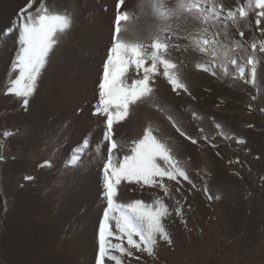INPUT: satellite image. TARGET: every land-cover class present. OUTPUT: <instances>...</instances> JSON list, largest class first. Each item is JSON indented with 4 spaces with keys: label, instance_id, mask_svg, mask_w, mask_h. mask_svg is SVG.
Instances as JSON below:
<instances>
[{
    "label": "rangeland",
    "instance_id": "374dc122",
    "mask_svg": "<svg viewBox=\"0 0 264 264\" xmlns=\"http://www.w3.org/2000/svg\"><path fill=\"white\" fill-rule=\"evenodd\" d=\"M6 1L1 4L0 13V139H3L0 156L4 157L0 160V264H95L98 227L106 206V201L101 197L103 160L96 158L95 143L102 137L105 118L94 116L92 112L98 103V82L102 77L106 53L100 56L95 74L97 78L87 89L89 97L81 102L83 105L65 112L51 96L58 88L63 90L68 87L67 82H63L67 61L58 55L60 52L57 49L60 50V47L57 43L58 47H54L49 56V59H54H50L51 63L46 64L48 68L45 66L42 71L43 75L38 81L40 84L25 110L17 98L5 95V91L17 46L15 34L8 35L7 29L17 23L26 0L10 16L7 9L9 1ZM41 2L51 12L68 15L71 25L76 26L81 25V19L88 14L86 10L89 9L90 0H35L29 11L34 12ZM232 2L220 1L225 8L244 7L247 10V0ZM211 3L220 5L216 0H209ZM103 9L107 10V5H103ZM148 11L137 14L145 19L142 20L144 23H149L148 29L151 26V31L143 28L142 32L136 33L143 37L146 45L151 43L148 32L152 33V29L156 31L157 24L162 22L158 15L150 13L151 9ZM150 15H155V18ZM146 19L152 21L147 22ZM247 22L251 23V27H244L245 39L241 41L244 48L229 50L226 56L221 53L220 60L226 64L227 74L219 66L217 76L198 70L195 66L193 71L189 68L176 70L190 93L180 90L177 95L163 77L161 68V74L155 77L152 84L153 104L131 106L130 115L115 125L114 138L127 145L142 138L144 130L151 127L153 134L173 149V155L195 184L192 187L186 181H181L180 185H176L174 181L165 180L171 195L175 197V200L164 198L173 212L166 221L172 244L158 240L154 256L133 250L134 256H124L123 264H264V54L258 51L264 42V34L255 29L254 13L250 12L247 21L240 23L244 25ZM169 23L172 31L164 32L161 38L166 39L170 47L180 48L186 41V29L175 17ZM199 26L200 41L216 38L217 27L211 25L210 21L199 22ZM229 30L235 40L240 39L234 28L230 27ZM136 39L133 33L129 40ZM234 43L229 42V49ZM252 43L257 44L258 71L254 83H245L228 61L237 59L245 67V79H250L249 66L245 61L251 54ZM243 49L247 51L245 56L241 55ZM148 51H151L150 47ZM55 55L58 56L57 61ZM181 58L186 60L183 53ZM208 58L211 60V57ZM58 60L62 63H58ZM11 75L14 78L16 74ZM129 77V82L131 78H139L134 69L129 70ZM197 104L202 108L201 124L198 122ZM168 116L198 142L192 144L180 136ZM6 132L10 135L5 136ZM205 136L208 140L203 139ZM84 139H89L91 147L85 150L78 166H71L69 160L72 151ZM237 140L245 143H237ZM89 159L91 163L87 164ZM12 161L19 162L21 166L16 182L12 187H6L2 170L5 163ZM25 176L33 179L25 180ZM176 187H180L181 191L176 192ZM163 195L159 189L129 184L126 188L121 186L118 201L127 203L141 199L152 203ZM27 196L26 205H23L22 201ZM176 200L180 201L179 205L175 204ZM177 206L181 209L180 216L175 215ZM18 210L22 211V219L14 217ZM136 256L140 259H135ZM106 264L114 262L106 261Z\"/></svg>",
    "mask_w": 264,
    "mask_h": 264
},
{
    "label": "snow or ice",
    "instance_id": "6c2138e0",
    "mask_svg": "<svg viewBox=\"0 0 264 264\" xmlns=\"http://www.w3.org/2000/svg\"><path fill=\"white\" fill-rule=\"evenodd\" d=\"M34 2L35 0H26L18 14L17 23L7 29L8 35L15 34L17 46L5 95L17 98L25 110L28 108L29 99L37 89L50 53L61 39V34H64L71 25L68 15L49 11L43 2L34 12L29 11L33 8ZM124 4L125 0H116L114 30L102 65V77L98 82V103L92 112L94 116L105 118L102 137L95 143L96 158L103 160L101 197L103 201H106L98 227V252L95 264H106V261L123 264L122 258L133 257V250L154 256L158 240L172 244L166 221L172 217L173 212L164 198L171 197L175 200V197L171 195L165 180L174 181L176 185L186 181L195 187L189 174L173 155V149L158 139L151 127L146 128L142 138L132 141L130 145L114 138L116 135L114 125L124 121L130 115L131 106L138 103L153 104L155 97L152 84L155 82V77L161 74V68L163 77L171 85L174 93L179 95L180 90L188 93V88L176 72L177 64L166 58L170 44L166 42V39L161 38V33L172 31L169 21L173 17L179 19L188 14L195 21L202 23L211 21L213 26L218 28L215 33L216 38L198 41L195 48L199 53L211 57V60L197 63L195 67L212 76H217L218 66L225 74L228 72L226 64L220 60L222 52L226 56L229 50L244 48V44L241 43L245 39L244 27H251V23L242 25L240 22L247 21L250 12L254 13L255 29L264 34V27H262L264 0H247V10L244 7L232 9L225 8L223 4L219 6L215 3L209 4V0H177L170 8L166 6L164 0H141L139 5L141 11L147 6L162 21L156 27V31L149 34L148 39L151 43L146 45L143 37L136 33H134L137 36L136 40L123 38L122 33L127 29L122 28V22H129L132 19L129 12L122 11ZM230 27L236 30L239 40H235L229 30ZM230 41H235L231 49H229ZM258 51L264 54V42L261 43ZM256 53L257 44L252 43L251 54L245 61L249 66L250 79H245V67L238 63L237 59L232 58L228 61L245 83L255 82L258 71ZM130 69H134L139 78H131L129 82ZM11 73L16 74L14 78ZM168 119L180 136L192 144L198 142L182 130L171 116H168ZM8 135L10 133L6 132L5 136ZM203 139L208 140V137L205 136ZM236 142L245 143L243 140ZM211 146L216 147L215 144ZM90 147L89 139L82 140L73 149L69 164L78 166L85 150ZM2 159L4 157L0 156V160ZM86 163L90 164L91 160L89 159ZM24 179L31 180L33 177L25 176ZM129 184L159 189L164 195L155 198L152 203H146L141 199L121 203L118 201L121 186L126 188ZM175 191L180 192V187H176ZM175 204L179 205L180 201L176 200ZM174 211L176 216L181 215L180 207H175ZM135 259L139 260L140 257L136 256Z\"/></svg>",
    "mask_w": 264,
    "mask_h": 264
},
{
    "label": "bare ground",
    "instance_id": "6f19581e",
    "mask_svg": "<svg viewBox=\"0 0 264 264\" xmlns=\"http://www.w3.org/2000/svg\"><path fill=\"white\" fill-rule=\"evenodd\" d=\"M4 0H0V13L2 12L1 10V4L3 3ZM9 1L8 4V16L14 14L13 12L15 11L16 8H19L23 5L25 0H7ZM6 1V2H7ZM60 1V0H59ZM88 1V0H86ZM169 1V2H168ZM221 1V0H220ZM220 1L216 0V3ZM228 2H232V0H226ZM236 1V0H235ZM177 0H164V3L166 4L167 7H173ZM88 4V2H85ZM141 3V0H125L124 7L122 10L127 11L130 13L132 16V19L129 22H125L122 24V28H126L127 31H124L122 33L123 38L125 39H131L133 33H138L140 32L143 28L146 29L149 25V23H144L145 20L144 18L142 19L140 15H137L139 11H141L139 5ZM218 3V4H219ZM233 3V2H232ZM25 4V3H24ZM84 4V3H83ZM81 4V5H83ZM115 4L116 0H90L89 2V9L86 10L88 14L81 19V25H74L72 24L70 28L64 33L61 34L62 40H59L58 46L60 47V50L57 53L58 55H61V57L67 61L65 66H66V73L63 79V82L68 85H66L67 89H59L60 91H55L54 93L51 94L52 98L54 101H56L59 105H62L60 108L62 110L66 111H72L76 109L79 105H81L82 101L87 98L88 92L87 89L91 87L93 84L94 80H96V75L98 72V64L100 61V56L105 55L106 53V45L107 43L110 42L111 36L114 30V24H113V17L115 16ZM221 4V3H220ZM80 5V3H79ZM103 5H107V10L103 9ZM59 6V5H58ZM87 7V5H85ZM219 6V5H218ZM56 7V6H55ZM58 8V7H57ZM82 8V7H81ZM56 9V8H55ZM54 9V10H55ZM79 9V8H78ZM91 9V10H90ZM106 9V8H105ZM150 8L147 6L144 8L143 11H148ZM57 11V10H56ZM80 11V10H79ZM84 11V10H83ZM91 13L89 14V12ZM142 11V12H143ZM81 12V11H80ZM137 12V13H136ZM141 12V13H142ZM82 13V12H81ZM147 13V12H146ZM149 13V11H148ZM150 13L154 14L152 11ZM83 14V13H82ZM16 15V14H15ZM81 15V14H80ZM145 15V14H144ZM139 16V17H138ZM148 16V15H147ZM152 18H155V15H150ZM89 17V19H87ZM149 18V17H148ZM151 18V19H152ZM15 19V18H14ZM149 19V20H151ZM0 20H1V15H0ZM8 20V19H7ZM148 20V21H149ZM147 21V19H146ZM147 21V22H148ZM152 21V20H151ZM158 20H156L157 22ZM171 21V20H170ZM179 21H181V24L185 27L186 29V41L180 48H174V46L169 47L168 52H167V58L171 59L173 62L177 64V69L176 70H185L186 68L190 69L193 71L194 66L197 63L200 62H207L209 61L208 56H205L204 54L199 53L198 51L195 50L196 44L198 41H200V36H201V28L199 26V22L195 21L192 19V17L188 14H185L184 16L179 18ZM155 22V20H154ZM211 22V21H210ZM151 23V22H150ZM153 23V22H152ZM162 23V22H161ZM160 23V24H161ZM79 24V23H77ZM159 24V25H160ZM1 25V21H0ZM4 25V23H3ZM154 27V24H152ZM211 25L212 22H211ZM13 26V25H12ZM156 26V25H155ZM158 26V24H157ZM156 26V27H157ZM151 31V26H149ZM143 29V30H144ZM216 29V28H215ZM155 31V29H152V31ZM181 30V29H180ZM218 30V28H217ZM153 31V32H154ZM185 31V30H184ZM142 32V31H141ZM148 32V31H147ZM152 32V33H153ZM151 32H148L150 34ZM167 33V31H166ZM164 34V33H161ZM145 36V35H144ZM14 37V36H13ZM12 37V38H13ZM165 37V36H164ZM135 38V37H133ZM163 38V37H162ZM145 39V38H144ZM147 39V38H146ZM184 39V40H185ZM179 40V39H178ZM145 41V40H143ZM60 43V44H59ZM182 43V42H181ZM57 45L55 47H58ZM243 53L241 55H246L245 49H243ZM249 50V48H248ZM242 51V50H241ZM55 53V52H54ZM184 54L186 56V60L184 58H181V54ZM10 55V54H9ZM52 55V54H51ZM10 57V56H9ZM51 57V56H50ZM56 57V55H55ZM58 57V56H57ZM56 60L57 61V58ZM60 58V56H59ZM50 59H54L53 57ZM49 59V63H51ZM61 60V59H60ZM58 60V63H62L64 60ZM60 61V62H59ZM54 62V61H52ZM5 63V62H4ZM48 63V64H49ZM57 63V64H58ZM102 63V62H101ZM56 63H54L55 65ZM6 65V64H5ZM64 65V64H63ZM49 66V65H48ZM52 66V65H51ZM61 66V65H60ZM47 67V66H46ZM50 67V66H49ZM57 67V66H56ZM55 67V68H56ZM48 68V67H47ZM53 68V67H51ZM50 68V69H51ZM60 68V67H58ZM64 68V67H63ZM47 70V69H45ZM59 70V69H58ZM61 70V69H60ZM65 70V68H64ZM62 70V71H64ZM196 70V69H195ZM199 70V69H198ZM48 71V70H47ZM51 71V70H50ZM49 71V72H50ZM61 71V72H62ZM56 72V70H54ZM53 72V74H54ZM59 72V71H58ZM65 72V71H64ZM48 73V72H47ZM194 74V72H193ZM43 75V74H42ZM61 75V74H60ZM196 75V74H195ZM194 75V76H195ZM55 76V75H54ZM56 76H58L56 74ZM197 76V75H196ZM62 77V75H61ZM60 77V79H61ZM101 77V75H100ZM47 78V77H46ZM99 78V76H98ZM55 79H57L55 77ZM46 80V79H45ZM66 80V81H65ZM197 83V82H196ZM40 84V82L38 83ZM74 86L77 88L74 89ZM40 87V86H38ZM171 87V85H170ZM41 88V87H40ZM45 88V85L43 86ZM92 89V88H91ZM40 90V89H39ZM44 91V89H43ZM45 92V91H44ZM98 93V92H97ZM95 96V95H94ZM91 99V98H90ZM89 99V100H90ZM94 99V98H93ZM86 101V100H85ZM88 101V100H87ZM90 102V101H89ZM86 103V102H83ZM89 104V103H87ZM83 105V104H82ZM198 105V104H197ZM81 107V106H80ZM79 107V108H80ZM89 107V106H88ZM82 108V107H81ZM196 108H198L196 111H198V122L201 124V118L200 115L202 113V108L198 105ZM73 113V112H72ZM69 114V113H68ZM88 114V113H87ZM55 116L54 114H52ZM70 115V114H69ZM84 115V113H83ZM89 115V114H88ZM51 116V115H50ZM78 116V115H77ZM82 116V115H81ZM64 117V116H63ZM62 117V118H63ZM74 117V116H73ZM76 117V116H75ZM87 117V116H86ZM47 119V118H46ZM49 119V118H48ZM59 119V118H58ZM68 119V115L66 117ZM87 119V118H86ZM102 119V118H101ZM53 120V119H50ZM71 120V119H70ZM81 120V118H80ZM37 121V120H36ZM41 121V120H40ZM43 121V120H42ZM46 121V120H45ZM69 121V120H66ZM56 122V121H55ZM74 122V121H72ZM81 122V121H80ZM78 121V123H80ZM39 123V122H38ZM37 123V124H38ZM44 123V122H43ZM75 123V122H74ZM84 123H82L83 125ZM86 124V122H85ZM102 124V123H101ZM104 124V123H103ZM36 125V124H35ZM79 125V124H78ZM41 126V125H40ZM55 126V125H54ZM71 126V125H70ZM43 127V125H42ZM41 127V128H42ZM45 127V126H44ZM72 127V126H71ZM32 128V127H31ZM53 128V127H52ZM76 128V127H75ZM115 128V125H114ZM34 130V129H33ZM37 130V129H36ZM41 130V129H39ZM37 130V131H39ZM68 130V129H67ZM66 130V131H67ZM71 130V129H70ZM80 130V129H79ZM73 131V130H72ZM71 131V132H72ZM116 131V128L115 130ZM47 132V131H46ZM41 133V132H38ZM73 133V132H72ZM37 134V133H36ZM65 134V133H64ZM35 136V135H34ZM48 137V136H47ZM68 137V136H67ZM40 138V137H39ZM32 139V137H31ZM13 140H11L10 144L12 143ZM23 142V141H22ZM18 146V145H16ZM14 149V148H13ZM16 161V160H15ZM20 163L19 162H7L4 164L3 168V174H2V179H3V184L6 187H9L16 182L17 180V174L19 172L20 168ZM95 181V180H94ZM15 191V190H14ZM97 192V191H96ZM28 195V194H27ZM33 196V195H32ZM30 198V197H29ZM28 199V196L25 197V200L22 201L23 205H26V201ZM29 202V200H28ZM34 202V201H33ZM20 203V202H19ZM16 204V203H15ZM28 204V203H27ZM21 207V206H19ZM24 207H21V210ZM18 209V208H17ZM18 210L16 215L14 216L15 218H21L20 215L22 214V211ZM100 215V214H99ZM18 220V219H17ZM23 222V221H21ZM21 225V224H20ZM21 228V227H20ZM45 228V227H44ZM95 229V228H94ZM22 230V229H21ZM25 230V229H24ZM17 233V232H16ZM29 233V232H28ZM12 234V233H11ZM31 234V233H30ZM77 234V233H76ZM10 235V234H9ZM78 235V234H77ZM8 237V236H7ZM82 238V237H81ZM73 243V242H72ZM2 250V249H1ZM2 254V253H1ZM91 257V256H90ZM94 258V257H93ZM88 262V261H87ZM93 262V261H92Z\"/></svg>",
    "mask_w": 264,
    "mask_h": 264
},
{
    "label": "trees",
    "instance_id": "16d2710c",
    "mask_svg": "<svg viewBox=\"0 0 264 264\" xmlns=\"http://www.w3.org/2000/svg\"><path fill=\"white\" fill-rule=\"evenodd\" d=\"M2 143H3V139L1 138L0 139V147L2 146Z\"/></svg>",
    "mask_w": 264,
    "mask_h": 264
}]
</instances>
